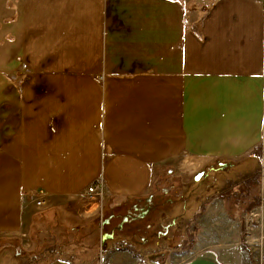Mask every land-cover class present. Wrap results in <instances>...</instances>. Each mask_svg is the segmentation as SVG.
<instances>
[{"label": "crops", "instance_id": "crops-1", "mask_svg": "<svg viewBox=\"0 0 264 264\" xmlns=\"http://www.w3.org/2000/svg\"><path fill=\"white\" fill-rule=\"evenodd\" d=\"M263 148L264 0H0V240L37 210L92 223L77 198L100 176L105 203L210 166L221 193ZM217 195L186 259L107 243L104 264H252ZM61 249L45 264H98Z\"/></svg>", "mask_w": 264, "mask_h": 264}, {"label": "rangeland", "instance_id": "rangeland-1", "mask_svg": "<svg viewBox=\"0 0 264 264\" xmlns=\"http://www.w3.org/2000/svg\"><path fill=\"white\" fill-rule=\"evenodd\" d=\"M257 165L262 171L264 157ZM222 169L210 166L188 183H183L180 176L167 178L162 174L148 195L129 200L110 199L105 203L103 197L89 200L80 195L79 208L93 207L99 213L92 223L80 217L58 215L55 221L53 214L35 209L41 215L34 218L28 235L0 240V264H45L56 257L42 256L46 251H55L48 250L52 242L57 250L61 251L63 246L66 256L73 254L74 260L80 261L99 256L109 243L133 250L152 244V251L161 245L162 251L167 247L168 252H178L186 259L201 234V216L215 204L212 198L225 183L226 172L222 174ZM197 176L200 178L195 179ZM233 209L234 215H227L240 221L241 208L232 206Z\"/></svg>", "mask_w": 264, "mask_h": 264}, {"label": "built area", "instance_id": "built-area-1", "mask_svg": "<svg viewBox=\"0 0 264 264\" xmlns=\"http://www.w3.org/2000/svg\"><path fill=\"white\" fill-rule=\"evenodd\" d=\"M263 173V170H262ZM81 196L89 199L96 200L104 196V180L100 176L92 182L83 192ZM49 194L43 191L31 192V198L36 207H41L45 204ZM264 211V180L260 188V203L254 207L249 213L243 214L244 233L240 239L242 244L250 255L252 264H264V230L258 228L256 233L253 232L255 223L260 226V216ZM259 220V221H258ZM98 264H104L102 253L98 256Z\"/></svg>", "mask_w": 264, "mask_h": 264}, {"label": "trees", "instance_id": "trees-1", "mask_svg": "<svg viewBox=\"0 0 264 264\" xmlns=\"http://www.w3.org/2000/svg\"><path fill=\"white\" fill-rule=\"evenodd\" d=\"M260 157L263 155L264 157V148L261 154H258ZM263 173L261 170L254 172L251 176L243 179L241 182L231 186L227 190L218 193V196L221 197L224 201L225 211L230 216L234 215L235 209L232 210V206H239L241 208L240 215L249 213L254 207L258 206L260 203V188L261 183L264 180V167L262 168ZM199 174V172L197 173ZM243 214L240 216V223H241V238L243 237L244 233V226H243ZM242 245V244H241ZM243 248H245L242 245ZM123 248V247H119ZM114 249H118L117 246ZM54 252H44L42 256L49 254L50 256L53 255ZM55 254V253H54Z\"/></svg>", "mask_w": 264, "mask_h": 264}, {"label": "water", "instance_id": "water-1", "mask_svg": "<svg viewBox=\"0 0 264 264\" xmlns=\"http://www.w3.org/2000/svg\"><path fill=\"white\" fill-rule=\"evenodd\" d=\"M198 178H200V176H197L195 179H198Z\"/></svg>", "mask_w": 264, "mask_h": 264}]
</instances>
